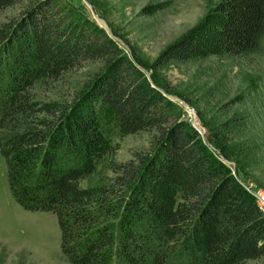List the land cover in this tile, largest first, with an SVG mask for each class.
I'll return each instance as SVG.
<instances>
[{"label":"trees","instance_id":"1","mask_svg":"<svg viewBox=\"0 0 264 264\" xmlns=\"http://www.w3.org/2000/svg\"><path fill=\"white\" fill-rule=\"evenodd\" d=\"M263 33L264 0H217L153 63L260 51ZM88 57L103 58L102 66L72 98L38 95ZM168 91L63 0H30L0 22L8 187L21 206L55 214L70 264H246L264 255V211L220 157L233 154L234 126L206 124L211 148ZM96 101L112 108L122 131L153 129L149 147L115 159Z\"/></svg>","mask_w":264,"mask_h":264},{"label":"rangeland","instance_id":"2","mask_svg":"<svg viewBox=\"0 0 264 264\" xmlns=\"http://www.w3.org/2000/svg\"><path fill=\"white\" fill-rule=\"evenodd\" d=\"M63 1L80 16L100 24L149 78L156 76L173 89L167 95L175 100L182 117L202 126L200 134L211 148L206 124L221 125L226 121L227 126L233 125V154L223 160L245 188L264 191V33L260 51L244 55L193 53L154 64L156 54L202 21L217 0ZM29 2L17 0L0 7V22L15 17ZM102 63L100 57L73 63L49 81L47 87H39L37 93L43 98L70 99ZM95 104L115 159L127 158L132 149L149 147L153 129L122 131L112 108L98 101ZM263 261L264 255L249 258L246 264ZM0 264H70L60 248L55 214L25 208L11 195L1 153Z\"/></svg>","mask_w":264,"mask_h":264},{"label":"built area","instance_id":"3","mask_svg":"<svg viewBox=\"0 0 264 264\" xmlns=\"http://www.w3.org/2000/svg\"><path fill=\"white\" fill-rule=\"evenodd\" d=\"M249 191L252 192V194L254 195L256 204L258 205V207L260 209H264V191L263 190H252L249 188Z\"/></svg>","mask_w":264,"mask_h":264},{"label":"water","instance_id":"4","mask_svg":"<svg viewBox=\"0 0 264 264\" xmlns=\"http://www.w3.org/2000/svg\"><path fill=\"white\" fill-rule=\"evenodd\" d=\"M171 95L175 96L174 94H171ZM185 105L189 108V106H188V104H187L186 102H185ZM192 124L196 127V129H197L199 132L202 133V131H203L202 126H200L198 122L194 121ZM221 157H222V159H225L224 156H221Z\"/></svg>","mask_w":264,"mask_h":264}]
</instances>
